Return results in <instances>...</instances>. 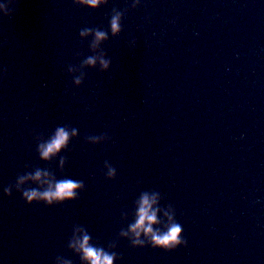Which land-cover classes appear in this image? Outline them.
<instances>
[{"label": "water", "instance_id": "1", "mask_svg": "<svg viewBox=\"0 0 264 264\" xmlns=\"http://www.w3.org/2000/svg\"><path fill=\"white\" fill-rule=\"evenodd\" d=\"M8 7L9 16L0 12V264H88L77 250L85 233L106 250L116 244L113 264H264V0ZM113 8L123 13L115 36ZM83 28L109 38L90 49ZM101 51L109 69L98 71L99 59L81 67ZM59 126L76 135L43 159L38 145ZM100 135L108 138L85 140ZM37 169L84 189L63 204L27 205L18 187L44 190L52 176L14 183ZM145 194L155 197L152 227L166 230L172 216L185 245L130 246Z\"/></svg>", "mask_w": 264, "mask_h": 264}, {"label": "clouds", "instance_id": "2", "mask_svg": "<svg viewBox=\"0 0 264 264\" xmlns=\"http://www.w3.org/2000/svg\"><path fill=\"white\" fill-rule=\"evenodd\" d=\"M72 2H78L86 6L87 9H96L97 5L102 3L107 4L108 0H72ZM135 3H138L139 0H134ZM13 0H6V3L0 4V12L5 16L11 14L12 9L8 5L12 4ZM115 11V8L112 9ZM123 15L120 11H115V14L110 16L108 25L110 26L111 33L115 36L121 31V16ZM91 34L94 39L88 45L90 49H96L99 46L100 41L107 40L109 38L108 30L105 31L100 28H83L79 31V36H86ZM105 53L100 52L99 57L97 55H90L81 62V67L84 65H95L97 59H99V69L100 72H105L106 69H109L110 60L105 59ZM85 74L82 73V76L76 77L74 83L80 85L82 83V78ZM77 129L73 128L71 132L68 130L67 126H59L55 129V134L43 144L38 145V151L40 156L43 159L55 155L60 152L61 149H67L69 140L71 136H75ZM101 138H108L106 135L100 136H88L85 140L99 141ZM61 161H66V157L61 156ZM105 165L108 166V177L113 178L116 175L115 168L109 165L105 161ZM52 176V182L49 183V186L40 190L39 187L35 188H19L18 192L21 194V199L27 205H32L39 203L43 200L44 205L53 206L63 204L66 201H72L73 198H78V190L82 191L84 189L83 181L74 180L72 178H61L57 179L53 173L41 172L39 169L35 171V174L32 175L31 172H27L23 175H19L15 181V185L19 186L24 183L25 180H32L39 182L41 176ZM31 185V184H29ZM13 185H9L3 189L5 196H10L12 194ZM155 203V197L149 198L147 194L143 195L139 202V208L136 213L135 223L130 226L128 231L134 234V238L129 243L132 248L150 246L153 249H160L165 252H170L176 249L178 246H183L186 244V240L182 238V226L173 219L172 216H169V224L165 226L166 230H161L160 228L154 229L153 224L158 223L156 219V210L153 209V204ZM141 233L144 234V239H140ZM127 233L121 231V235H126ZM90 236L88 234H83L78 240V251L82 254L81 259L88 262V264H113L114 260H117V254L111 249L116 247L115 243H110L108 245V250L98 246L94 243H89Z\"/></svg>", "mask_w": 264, "mask_h": 264}]
</instances>
